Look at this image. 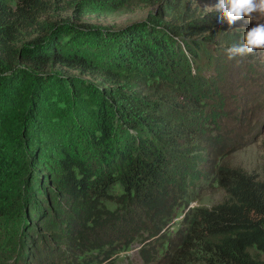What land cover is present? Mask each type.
<instances>
[{"label":"trees","instance_id":"16d2710c","mask_svg":"<svg viewBox=\"0 0 264 264\" xmlns=\"http://www.w3.org/2000/svg\"><path fill=\"white\" fill-rule=\"evenodd\" d=\"M38 1L24 0L14 6L10 0H0V112L15 105L6 119L0 117V174L8 175L0 182V218L9 217L23 203L33 204L40 218L43 203L51 220L42 230L51 234L54 243H65L73 237L76 221L80 222L76 232L81 235L88 219L99 217V206L117 187L129 205H140L157 217L167 214L174 190L184 197L190 186L211 177L207 147L192 138L206 135L209 122L216 124L225 99L216 80L201 72L207 65L199 66L198 59L204 54L213 57L207 44L217 36L222 41L216 43L230 47L242 43L244 33L220 29L212 33L216 12L195 17L184 10L182 0H168V5L151 14L142 26L108 31L84 25L86 28L77 29L84 47L72 51H66L59 39L67 32L68 23L45 24L44 33L22 44L24 30L37 21L34 15L29 18L28 8ZM112 2L83 0L76 5L83 12L95 13ZM167 17L169 21L164 20ZM90 42L96 44L94 49ZM57 64L98 73L105 80L100 81L103 87L95 90L94 101L78 96L82 114L90 123L80 130L91 156L76 142H60L51 150L49 144L27 137L24 139L31 147L20 148L19 158H10V131L17 134L15 138L33 131L40 134L41 128L28 119L41 116L38 105L47 97L43 91L62 85L82 86L72 75L47 71ZM139 83L146 90L138 91ZM49 124L59 128L55 117ZM223 143L221 137L210 142L219 155ZM43 149L51 150L52 159ZM42 155L48 158L46 163ZM27 161L42 172L26 175ZM48 164L52 169L43 173ZM30 173H39L35 190L31 184L9 188L15 178L32 181L34 174ZM42 176L50 178L48 189L42 185ZM215 178L224 198L213 210L201 207L186 212V227L178 237L181 245L174 257L169 253L172 264H264V259L251 252H264V169L260 177L241 167L219 164ZM24 189L26 196L22 195ZM27 243L36 245L33 237L25 235L26 247ZM150 247L142 249L148 264L156 259Z\"/></svg>","mask_w":264,"mask_h":264},{"label":"rangeland","instance_id":"374dc122","mask_svg":"<svg viewBox=\"0 0 264 264\" xmlns=\"http://www.w3.org/2000/svg\"><path fill=\"white\" fill-rule=\"evenodd\" d=\"M10 1L16 6L17 3L22 4L24 0ZM82 1L39 0L29 7L27 12L29 18L34 15L37 21L42 22V25H38L36 21L24 30L23 36L26 39L22 44L39 33H44L42 26L45 24L68 23L65 25L67 32H64L59 39L66 51H72L75 47H84V40L78 37L77 30L86 28L84 25H89L88 28L108 31L142 26L149 20L151 14H157L160 9L168 5V0H113L112 3L103 7L104 9L91 13L83 12L80 10L81 6L76 5V2ZM216 3L218 0H182L181 6L195 17H209L212 16L210 15L212 12H216L212 8ZM164 20L170 19L167 17ZM258 22H264V20ZM215 23L211 32L220 29L224 32L239 30L244 33L254 27L256 21L242 18L231 26L226 21L221 23L217 20ZM220 41L222 37L217 36L214 42H209L207 51L212 53L213 57L209 58L208 54H204L203 58L198 59L197 64L207 65L206 68H201V72L216 80L225 99L224 106L220 107L223 111H218L220 117L216 124L208 123L210 129L206 135H194L192 138L207 147L212 165L209 167L211 177L201 179L190 186L184 197L174 190V196L169 202V212L160 217L149 214L140 205H129L122 197V189L117 187L110 198L102 201V205L99 206V217L93 216L88 219V227L82 229L84 232L81 235L76 232L79 231L80 226V222L76 221L73 237L65 243H54L51 234L42 230L51 220L50 212L45 204L42 203L44 212L42 211L40 218H37L38 209L33 204L28 206L23 203L9 217L0 218V264H148L142 249H148L149 245H151L150 252L156 257L151 264H172V257L177 254L181 245L178 237L182 229L186 227L184 217L186 212L190 208L201 207L213 210L224 198V192L215 178L216 165L228 164L241 167L250 173L262 176L264 169V50H257L255 55L246 58L237 57L229 60L226 55L228 47H225V44L216 43ZM93 45L96 44L90 42V49H94ZM222 46L225 48H220ZM209 59H212L210 64H208ZM47 71L63 76L72 75L77 78L78 85L82 86L73 88L72 84L62 85L56 89L53 87L46 93L43 91L47 97L44 104L38 105L41 116H32L28 119V123L34 121L33 124L36 123L41 128V136L38 132L30 131L29 136L25 133L27 136L15 138L17 134L10 131L9 157L19 158L20 148L31 147V144L24 139L27 137L35 142L39 141L40 144H49L52 147L51 150L56 148L54 144L60 142L69 144L76 142L83 147L86 154L91 156L90 149L83 140L84 132L80 130L90 123L82 114V109L79 107L82 102L78 100V96L94 101L95 90L102 88L103 84L100 81L105 80H102L98 73H85L59 64L49 67ZM136 87L139 88L138 91L146 90L141 83ZM210 106L219 108V105L214 103ZM12 107L7 105L6 112H0V117L6 119ZM51 116L56 118L58 129H53L49 124ZM81 123L83 126L80 127ZM77 124L79 125L75 128ZM2 125L3 122L0 123V129ZM215 137L223 139L224 149L221 155L210 144L211 139ZM51 150L43 149V153L48 154V157L52 159ZM41 158L44 159L43 163L48 160L43 155ZM26 167L24 169L26 175L30 171L42 172L38 170L37 165L28 164V161ZM51 167L50 164L45 166L43 173H49ZM13 172L10 173L17 174ZM32 174L34 173H30ZM37 174L39 173L34 174L32 181L30 179L28 182L15 178L16 183L12 181L9 188L14 189L20 186L22 189L25 184H31L32 189L35 190L34 183L39 179ZM7 178L8 175L0 174V182ZM42 178L44 179L42 185L48 189L46 186L52 185L50 178L43 176ZM26 193L27 189H24L22 195L26 196ZM65 206L66 211L69 212L70 205L66 203ZM31 226L34 228L32 231ZM41 233H45V236L42 237ZM25 235L33 237L36 245L27 243L26 247ZM26 239L29 240L28 237ZM251 252L264 259V252L258 249H253ZM169 253L173 256L171 257Z\"/></svg>","mask_w":264,"mask_h":264},{"label":"clouds","instance_id":"9594fccd","mask_svg":"<svg viewBox=\"0 0 264 264\" xmlns=\"http://www.w3.org/2000/svg\"><path fill=\"white\" fill-rule=\"evenodd\" d=\"M212 8L219 13V22L226 21L229 26L242 18L256 21L254 27L244 32L242 43L226 49L229 60L246 58L255 55L257 50H264V22H258L264 20V0H218Z\"/></svg>","mask_w":264,"mask_h":264}]
</instances>
